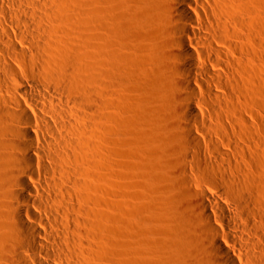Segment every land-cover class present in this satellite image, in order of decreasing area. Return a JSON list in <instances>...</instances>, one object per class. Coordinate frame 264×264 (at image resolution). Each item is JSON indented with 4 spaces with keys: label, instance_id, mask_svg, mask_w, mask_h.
<instances>
[{
    "label": "bare ground",
    "instance_id": "bare-ground-1",
    "mask_svg": "<svg viewBox=\"0 0 264 264\" xmlns=\"http://www.w3.org/2000/svg\"><path fill=\"white\" fill-rule=\"evenodd\" d=\"M247 51L264 70V0H0V264H264ZM151 80L176 132L173 213L119 244L112 137Z\"/></svg>",
    "mask_w": 264,
    "mask_h": 264
},
{
    "label": "rangeland",
    "instance_id": "rangeland-1",
    "mask_svg": "<svg viewBox=\"0 0 264 264\" xmlns=\"http://www.w3.org/2000/svg\"><path fill=\"white\" fill-rule=\"evenodd\" d=\"M248 31L249 29L244 34L247 35ZM248 37L244 38L245 40L240 38L238 42L243 47L249 46L251 49L245 48L252 50L249 52L253 54L256 46L254 47L255 43L251 42ZM246 39L249 40L248 44ZM249 43L251 44L249 45ZM252 46L255 48L254 50ZM249 52L244 57L249 62V68L255 70H251L253 73L251 72L247 78L249 81L245 83L247 86L243 81H238L237 86L239 84L240 89L237 88L239 90H236L235 94L239 95L242 92L245 104L248 105L251 113L255 114L253 116H257L259 113L264 117V108H260V104L264 101V84L258 82L255 75H251L256 74L262 78L264 70L260 69L256 58L252 60L254 55H249ZM257 82L260 83V86L262 85L259 87L262 94L259 93ZM159 85L158 81L151 80L140 92L134 93L133 91V96L129 95V101H133L132 97H137L134 102L131 101V106L129 105L131 108L127 107L129 122L127 121L125 127L122 128L121 135L112 137L113 144L115 146L120 144L121 148L117 163H112L109 166L111 173L108 175L111 177L108 180L107 195L110 200H116L125 207L121 219L122 228L119 227L120 233L114 238L119 244L125 242L127 233L139 237L145 230L143 222L147 226H159L166 230V219L173 213V195L169 190L171 188L169 181L171 157L168 154L173 150V141L168 137H170V133L175 134L176 132L173 129H168L167 123L163 120L165 102L163 106L162 94L161 97L157 95L160 91ZM250 121L255 123L253 119ZM153 171H156L157 174L156 178L151 180L150 174ZM151 204L159 208L160 215L150 211Z\"/></svg>",
    "mask_w": 264,
    "mask_h": 264
}]
</instances>
